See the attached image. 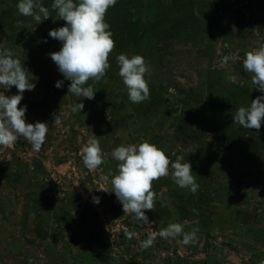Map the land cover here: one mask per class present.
<instances>
[{
    "label": "rangeland",
    "instance_id": "obj_1",
    "mask_svg": "<svg viewBox=\"0 0 264 264\" xmlns=\"http://www.w3.org/2000/svg\"><path fill=\"white\" fill-rule=\"evenodd\" d=\"M212 1L208 4L217 3L216 0L213 3ZM218 4L223 8L225 31L229 35L228 43L231 47V50L227 51V53L225 51L224 53L222 52V56L235 55L237 59L239 57L243 58L246 51L259 47L261 43H264V0H218ZM17 17L20 19L31 18L21 15ZM177 27L180 28L179 24H177ZM0 30H3L0 32V36H4L3 33H5L7 28H2L0 24ZM28 37L35 44V39L30 36ZM5 39L6 41L23 44L20 40H14L15 38L7 39L6 36ZM30 44L33 46L32 43ZM232 48H234V51ZM148 65L152 66V64ZM156 70L151 68L148 74L150 78L148 76L146 78L151 82L153 80L160 87V94L162 96L169 95V93H179L182 96L179 85L182 83L186 86L187 82L193 79L190 77L192 75L190 74L189 65L179 63L178 61L168 59L164 61L163 69L159 70L161 73L164 70L167 72L166 79L168 84L156 81L160 78ZM244 72L249 74V72L243 69L242 73ZM109 73H111L110 70ZM178 75H181L182 79ZM244 78H241L244 82L238 85H243L242 88L246 90L248 105H250V101L261 93L259 90L253 88L254 86L251 82L246 81L248 80L247 76ZM169 85L175 86V88L179 87L178 92L176 89L170 88ZM0 91H4L5 95H13L12 91H17V89L15 86H12L6 91L0 88ZM108 95L109 97L102 99L99 97V93H96L94 99L88 100L87 98H83L82 102L84 105H86V102L88 103L86 105L87 111L89 112L92 109L100 124L103 123L104 126H109L111 130L110 134L115 139L121 140V131L118 127L120 124L122 125L120 120L124 118L127 120V126L131 127L130 135L135 136L138 134L137 137H140L142 132L145 134L142 129L139 130L140 126L137 124V122L143 121L141 113L150 110V115L145 114V118H148L147 122L150 124L153 122L160 124L164 119L166 121L165 114L162 117L156 118L157 115L161 114V108L156 106L162 105L160 103L155 104V102V105H152V98L149 101L145 100L141 103L131 104L128 96H126L124 101H119L114 99L111 94L108 93ZM24 101V99L21 100V102ZM21 102L18 107L24 106ZM116 105L120 108L119 113ZM157 110H160V112ZM81 112L83 117V111ZM211 115L208 111L207 114L202 113L201 119L199 116H192L189 124L195 126L212 124V127L215 128V122L212 120ZM67 116L68 111L61 114L60 119L62 122H67L62 119ZM26 118L25 113V121ZM236 126L238 129H242L243 134H245L241 138L239 136L235 138L232 134H226L227 131L225 130L224 133L223 131H219L218 135L216 134L217 136H215L218 140L214 141L210 139L212 142H215V147H192L194 151H189L194 152L193 157H190L193 176H196L194 173L201 168L207 171L209 167L205 162L196 163L201 154L209 157H224L229 160L225 164L223 163V168L217 167L218 170L224 172L223 176L221 173H218L222 177L220 180H217L220 181L219 186H216L217 190L213 193L207 192L204 194L210 216L214 215V222L211 224L198 223L196 219L187 218V210L184 204L188 205L192 210L200 208V203L198 204L197 201H202L203 195L201 194V189H198L193 194L187 188H180L182 198L187 199L186 203L183 199L184 204L180 210L171 211L172 213L166 214V218L174 217L178 219L181 218L179 216H184V220L190 224H188V227H190L188 229L185 228L184 232H189L196 226H200V233L197 234L195 244L184 246V244L178 242L174 245L173 250H171L173 251L172 255H180H176L175 258L183 259L186 263L187 261H190L192 264L197 263L200 260V254L206 252L215 258L216 264H260L262 260L261 256L264 255V244H259L260 240H264V123L261 124L258 136L254 129H245L238 124ZM69 130H58L55 132L50 130L48 134L54 141L45 139L39 152H34L31 145L24 141L22 137L17 143L8 148L0 147V225L10 220L12 222L13 220H18L17 223L25 231L22 234L19 230L14 229L18 232L10 230L9 232L13 233L9 234L10 238L17 239L18 236L16 234L21 233L24 241L20 239L18 242L13 241L0 244V255L4 252L15 251L19 247L18 249L24 251L23 255L26 257V259L21 258L22 264H55V260L53 259L57 258V254L61 253L60 251L68 253V256H72L73 258L78 254V251H85L92 256L91 264H134L135 262L137 264H153L152 254L157 257V253L159 252L161 258L170 254L171 251L166 252V248H172V245L166 239L159 236L158 230H155L152 226L137 223L133 219L132 214L124 213L122 205L117 200L115 194L111 197L108 191L106 196L105 191L99 190L101 188L106 189L107 186L112 190L110 182L107 184L103 183L100 179L89 178L102 174L103 168L106 170H104L105 174L109 173L108 167H104V164H102L99 167H103L98 172H96V169L89 171L80 162L79 158L82 154H77V152L82 153L81 149L83 145L87 144L92 138H96L100 143L102 142V154L106 155L104 161L111 165L109 161L113 157L110 148L113 143H110L108 138L102 139L101 133L94 134L90 133V131L81 132L79 130L73 131L77 135V139L70 141L64 137V134L70 132ZM90 135H92V138H90ZM206 136L208 137L209 134L206 133ZM233 139L237 144L239 143L236 148L233 145ZM69 142H71V146ZM70 149L74 151L75 155L72 154L69 158L67 153ZM34 163L41 164L40 166H42L43 171L36 173ZM112 164L114 166L117 165L115 162ZM215 165L219 166V164ZM109 168L111 173L115 169L114 167ZM170 171L169 169V175L165 176V179L174 182V179L171 178L172 171ZM226 175L230 176L227 177ZM224 179H227V182ZM9 181H12V183ZM155 183L156 181H153L152 184L154 192L156 190ZM229 187L235 188L230 195L228 194ZM234 192H238V194ZM83 193L85 194L83 195ZM76 194L80 195L79 197L84 196L83 200L88 201V204L84 208H93L95 211L94 214L88 215L89 217L86 215L85 223L91 225L94 230H97L96 228L100 224L98 230L100 231V235L103 234V238H99L98 240L103 242V245L97 247V249L92 248L93 244L89 240H95L94 236L98 232L89 231L87 225L83 226L80 223L81 216L77 215L79 214L77 208L82 203L80 199L78 201L74 198ZM170 194L172 195V192ZM93 196L100 198L99 204L93 203ZM240 197H243V199H238ZM163 202L168 204L171 201L168 197H165ZM223 205H227L228 208L229 205H236L234 210H240V213H243L246 209L249 210L251 213L247 212L244 218L248 219L247 223L248 221L252 223L249 224V227L247 225L244 227V223H241L243 230L237 233L227 228L223 229L222 226L225 224L224 218L218 217L216 212ZM71 213H75L73 218ZM182 223L180 222L181 225ZM126 232L132 234L131 238L125 235ZM153 234L156 236L153 244L147 248H142L141 241L146 240ZM259 235L262 238H259ZM58 241H61L64 247L60 251H58L60 243ZM245 249L248 250L247 253ZM43 252H47V254ZM161 258L159 260L155 259L154 263L166 264V260ZM0 261H2V264H5L4 260Z\"/></svg>",
    "mask_w": 264,
    "mask_h": 264
},
{
    "label": "crops",
    "instance_id": "obj_2",
    "mask_svg": "<svg viewBox=\"0 0 264 264\" xmlns=\"http://www.w3.org/2000/svg\"><path fill=\"white\" fill-rule=\"evenodd\" d=\"M211 1L117 0L116 5L108 9L105 15V20L110 25V30L112 31L113 39L115 41V48L109 55L110 67L106 70L105 76L99 83L92 80L88 82V84H91L96 88L95 94L99 93V97L106 99L109 97V93L114 99L119 101H124L126 96H128L127 89L123 84L122 78L118 74L119 65L116 58L121 53H125L129 56L135 55L136 53L142 55L145 58L146 63L152 64V66H149L150 69H157L156 72H158L160 78L156 81H159L162 84H168L166 79V75L168 74L165 70L163 73L159 72V70L163 69L164 61H167L168 59L189 65L191 71L190 74L192 75L190 77L193 78L187 82L188 84H186V86L182 83L179 85L182 96L179 95V93H169V95L162 96L160 94V87H158L153 80L152 82L148 80L150 98L146 101H149L152 98V105L160 103L162 106L156 107L161 108V114L157 115L156 118L162 117V115L165 114L166 121L164 119L160 124L157 122L150 124L147 122L148 118H145V114H149L150 110L141 113L143 121H139L137 124L140 126L139 130L142 129L145 134L142 132L141 136L143 137H137L138 134L135 136L130 135L131 127L127 126V120L124 118L123 120H120L122 125L120 124L118 127L121 131V140H118L113 138V135L110 134L111 130L109 129V126L106 127L103 123L100 124V121H97L92 109L89 112L87 111V102L81 110L84 114L83 117L81 115L82 112L73 113L71 111V105L75 104L78 98L73 94L68 93L70 81L64 79L49 55L51 52L59 51L62 45V42L53 39L48 35L49 30L64 26L66 22L63 19L58 18L55 12H52V17H49L39 24H36L32 17L20 19L17 17L19 16V13L16 8L18 0H0V24L2 28H7L5 33H3L4 36H0V45L13 49L17 57L21 59L24 65L35 77L38 78L34 81V90L25 91L23 93L22 99L25 101L21 103L26 106V123L34 124L37 121L47 122L49 128L48 132L50 130L55 132L58 130L65 131L70 129V132L64 134L65 139H69L70 141H75L77 139V135L73 132L76 130L81 132L90 131V133L94 134L101 133L102 139L108 138L109 142L113 143L110 148V151L112 152L117 146L138 144L141 141L148 140L165 150L172 162H175L178 156H183V162H190V157H193L194 152L189 151H194L193 148L215 147V142H212V140H218L215 136L218 135L219 131H223L224 133L225 130L227 131L226 134H232L235 138L237 136L241 138L245 134H243L242 129H238L236 123H233L232 118L239 107L249 106L246 90L242 88L243 85L238 84L244 82L245 76L248 77V80L246 81L252 83V74H247L245 72L242 73V70L244 69L242 63L243 58L239 57L237 59L236 57L234 60L230 59L227 64L221 63L223 57L222 52L224 53L225 51L227 53V51L231 50V47L228 43L229 35L225 31V18H223L222 13L223 8L218 4V0H216L217 3H215L214 0L212 1L214 4H208ZM42 2L45 6H49L52 0H42ZM18 20L23 22V28L17 27ZM160 22L163 23L160 24ZM177 24H179L180 28L177 27ZM2 31L3 30H0V32ZM6 36L7 39L15 38L14 40H20L23 44L6 41ZM28 36L35 39V44L31 42L32 39ZM30 43H32L33 46H31ZM233 49L234 48H232V50ZM113 57H115L114 60H112ZM178 67H180V65H178ZM109 70L111 73H109ZM146 76H148V74ZM178 76L182 79L181 75ZM241 78H244V80H241ZM57 80H63V86L61 88L55 86ZM169 86L172 89H176L178 92L179 87L175 88V86ZM169 90L172 91L171 89ZM12 92L16 94L17 91ZM129 102L131 104H137L131 101ZM116 106L119 113L120 108L118 105ZM160 110L157 111L160 112ZM66 111H68V116L62 119L67 122H62L61 120V123L57 125L53 121V113L58 114L59 117H61V114H64ZM208 111L210 115L212 114L211 117L215 122V128L217 130L212 127V124L206 126L189 124V120L192 116H199L201 119L202 113L207 114ZM125 117L128 119L127 116ZM262 123H264V121H262ZM206 133L209 134L208 137L206 136ZM48 135L49 134L47 133L46 139L54 141V139L51 138L50 135L48 137ZM90 138H92V135H90ZM69 143L71 146V142ZM101 143L100 147H102ZM233 143L235 148L239 145L234 139ZM85 145L86 143L83 147ZM72 154L75 155L74 151L70 149L67 156L70 158ZM77 154L82 153L77 152ZM105 156L106 155L104 154L103 158ZM215 159H217V157H209L201 154L196 160V163L205 162L209 165L207 171L201 168L194 173L196 175V182L199 185L198 189H201V194L203 195L202 201H197L198 204L200 203V208L192 210L188 205L184 204V201L186 203L187 199L182 198L183 196L181 195L180 187L175 181H168L169 179H165L164 176L155 180L156 201L154 204V211L144 210L151 223L140 222L132 215L133 219H135L137 223L152 226L158 231L166 228L169 223L180 222H183V229H188L190 227H188L189 222L184 220V216H179L181 218L178 219L174 217L166 218V214L172 213L171 211L180 210L181 206L184 204L187 210V218L196 219L198 223H213L214 215L210 216L204 194L207 192L213 193L217 190L216 186H219L220 183V181L217 180H220L224 175V172L218 170V168H223V163L225 164L226 162L223 160L216 161ZM79 160L83 163L82 155ZM109 162H111V165L104 161V167H108V172H110L109 167H114L115 169L112 170V174H117L118 161L113 158ZM113 162L117 165L114 166L112 164ZM215 164H219V166ZM102 167H98L96 172ZM169 169L173 171L171 166H169ZM104 170L105 169L103 168L102 174L89 178L100 179L101 176L105 175ZM218 173H221L222 176ZM226 176L228 177L230 175ZM224 180L227 182V179ZM9 182L12 183V181ZM106 189L109 190L112 197L114 193L111 192L108 186ZM233 190H235V188L229 187L228 194L230 195ZM170 192H172V195ZM107 193L108 192H106V196ZM234 193L238 194V192ZM84 194L85 193H83V195ZM89 194L93 195L92 193ZM77 196L79 197L80 195L76 194L75 198ZM165 197H168L171 202L165 204L163 202ZM79 199L82 204L77 208V211L79 212L77 215L81 216L80 223L84 226L86 215L88 216L84 206L88 204V201L83 200L84 196L79 197ZM238 199L242 200L243 197ZM235 206L236 205H229L228 208L227 205H223L222 207H219L216 212L218 217L224 218L225 224H223L222 228H227L228 230L237 233L240 230H243V225H241V223H244V227L246 225L249 227V224L252 222L248 221L247 223L248 219L246 220L244 218L245 215H247V212H250L249 210L246 209L243 213H240V210H234L236 208ZM91 210H93V208H89L87 210L88 213ZM210 210H212V208H210ZM71 214L73 218L75 213ZM218 217L216 216V218ZM17 221L18 220H13L12 222L10 220L9 222L0 225V244L13 241L18 242L20 239L23 240L22 234L25 231L22 230V227H20ZM86 225L89 231L93 230L98 232V234L94 236L95 240H89V242H92L93 244L92 248L97 249L100 245L98 239L103 238V234L100 235V231L98 230L100 224L96 228L97 230H94L89 224ZM195 228L200 230V226H196ZM14 229L19 230L22 233L16 234L18 236L17 239L9 237V234H13L12 232H18ZM10 230H12V232H9ZM199 233L200 232L198 231L197 234ZM259 238L262 237L259 235ZM181 239L182 237L166 239L172 245V248H166V252L173 250L174 245L180 242ZM58 242H60L58 250L60 251L61 249H64V247L62 246L61 241ZM259 244L263 245L264 240H260ZM18 248L15 251L1 253L0 260H4L5 264H22L21 258L26 259V257L23 255L24 251L19 250ZM247 249H245L246 253L248 252ZM60 252L61 253L57 254V258L53 259L55 260V264H91L92 256L85 251H78V254H76L74 258L68 256V253L64 251ZM172 252L173 251L162 258L161 255H159V252L157 253V257L152 254V263L156 264L154 263V260H159L161 258L166 260V264H192L190 261H187L186 263L183 259L178 257L175 258L176 255H180H172ZM43 253L47 254V252ZM86 257L88 258V261L86 260ZM261 257L262 262L264 261V255ZM199 259L200 260L195 264H216L215 258L210 256L208 252L200 254ZM0 263L2 264V261H0ZM134 264L137 263L135 262Z\"/></svg>",
    "mask_w": 264,
    "mask_h": 264
},
{
    "label": "clouds",
    "instance_id": "obj_3",
    "mask_svg": "<svg viewBox=\"0 0 264 264\" xmlns=\"http://www.w3.org/2000/svg\"><path fill=\"white\" fill-rule=\"evenodd\" d=\"M116 3L117 0H52L49 6H45L42 0H18L16 4L19 15L32 17L36 24L52 17V12L66 22L64 26L49 30L51 38L62 42L59 51L49 55L64 79L70 81L68 93L78 98L71 105L73 113H81L84 108L83 98H95L96 88L88 82L92 80L99 83L110 67L109 55L115 48V41L105 15ZM17 27L23 28V22L18 20ZM116 59L118 74L127 89L129 100L141 103L149 99L146 75L151 69L145 58L140 54L129 56L121 53ZM230 59L234 60L236 56L225 55L221 63L227 64ZM242 63L244 70L252 74L253 88L261 94L252 99L249 106L239 107L232 120L245 129H254L258 136L264 121V43L246 51ZM37 79L13 49L0 45V88L6 91L15 86L17 89L13 95H5L4 91H0V147L8 148L22 137L34 152L41 150L49 130L48 123H26V106L18 107L23 93L34 90V81ZM55 86L61 88L63 80H57ZM53 121L57 125L61 123L58 114L53 113ZM112 157L118 161L117 174L109 172L101 176L100 180L111 183V192L121 203L124 213L132 214L140 222L151 223L144 210L154 211L156 193L152 184L169 175V166L173 170L172 177L180 188H187L193 194L199 188L189 161L183 162V156H178L175 162L170 161L165 150L148 140L117 146ZM82 160L89 171L104 163L98 139L92 138L83 147ZM99 190L109 191L103 188ZM92 201L99 204L100 198L93 196ZM198 231V228H193L184 232L180 223H169L159 231V236L164 239L182 237L180 242L189 245L196 243ZM125 235L129 238L132 236L128 232ZM155 239V234L149 236L141 241V247L151 246Z\"/></svg>",
    "mask_w": 264,
    "mask_h": 264
},
{
    "label": "trees",
    "instance_id": "obj_4",
    "mask_svg": "<svg viewBox=\"0 0 264 264\" xmlns=\"http://www.w3.org/2000/svg\"><path fill=\"white\" fill-rule=\"evenodd\" d=\"M216 161H218V160H223V161H229L227 158H224V157H217V159H215ZM41 164H37V163H34V166L36 167V173H39V172H41V171H43V168H42V166H40ZM74 198H75V195H74ZM76 200H78L79 201V197L77 196L76 198H75ZM89 209V207H85V211H86V213L88 214V215H91V214H94L95 213V211L94 210H91L89 213H88V210ZM85 225H86V223H84ZM103 245V242H101L100 241V247Z\"/></svg>",
    "mask_w": 264,
    "mask_h": 264
}]
</instances>
